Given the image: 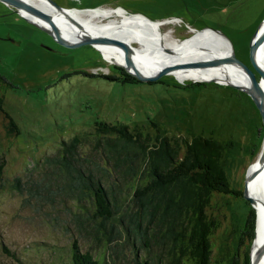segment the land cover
<instances>
[{"label": "rangeland", "instance_id": "rangeland-1", "mask_svg": "<svg viewBox=\"0 0 264 264\" xmlns=\"http://www.w3.org/2000/svg\"><path fill=\"white\" fill-rule=\"evenodd\" d=\"M51 1L61 9L120 7L150 20H164L160 28L170 31L175 40L203 28L218 31L229 40L235 57L254 70L249 41L264 20V0ZM91 38L58 40L0 0V72L14 84L6 88L2 105L19 129L11 143L0 145V151L5 150L0 178V264H20L5 248L22 264H70L71 237L64 228L70 220H55L54 210L39 206L34 198L26 200L13 187L14 178L20 177L26 194L28 175H36L43 158L53 155L62 140L97 122L131 127L153 120L162 132L180 139L213 138L223 145L222 170L232 188L247 185L248 168L262 147L264 126L244 89L213 79L180 81L172 72L138 79L124 65L106 60ZM222 195L216 205L222 211L217 234L229 250H235L230 254L235 253L236 259H228V246L223 244V255L211 258L210 264H244L246 252L250 263L254 237L246 251L243 218L249 205L257 227V210L244 196L231 202V196ZM79 243L82 250L90 246L82 239ZM92 252L99 254L95 247Z\"/></svg>", "mask_w": 264, "mask_h": 264}, {"label": "trees", "instance_id": "trees-1", "mask_svg": "<svg viewBox=\"0 0 264 264\" xmlns=\"http://www.w3.org/2000/svg\"><path fill=\"white\" fill-rule=\"evenodd\" d=\"M7 87L14 84L0 72V145L19 134L2 105ZM222 151L213 138L180 139L162 132L153 120L131 127L97 122L43 158L36 175H28L26 194L19 176L13 187L26 200L34 198L54 210L55 220H70L64 226L71 237L70 264H210L223 255V244L228 259H236L230 254L235 250L217 234L218 200L222 194L231 196V202L243 198V189H233L222 170ZM4 152L2 148L0 178ZM248 206L243 218L246 251L255 227ZM79 239L89 243L88 249L82 250ZM94 247L99 254L92 252ZM248 262L246 252L244 264Z\"/></svg>", "mask_w": 264, "mask_h": 264}, {"label": "bare ground", "instance_id": "bare-ground-1", "mask_svg": "<svg viewBox=\"0 0 264 264\" xmlns=\"http://www.w3.org/2000/svg\"><path fill=\"white\" fill-rule=\"evenodd\" d=\"M23 1L49 15L61 36L69 41L77 42L83 36H93L125 43L130 48L129 57L133 67L145 76L153 75L163 67H169L168 72H172L180 81L213 79L242 87L249 83L241 66L223 60L231 56L233 50L229 40L218 31L203 28L184 39L175 40L170 37V31L165 32L160 28L159 24L164 20H150L140 14L127 13L120 7H97L91 10L58 9L48 0ZM17 10L29 21L43 28L50 27L48 21L27 9L20 7ZM95 45L106 60L126 65L125 54L116 43L106 41L96 42ZM263 58L264 45L258 50L259 63L262 64ZM260 84L264 89V81ZM248 171L250 177L246 189L257 201L255 207L258 213L250 264H264L263 147Z\"/></svg>", "mask_w": 264, "mask_h": 264}, {"label": "water", "instance_id": "water-1", "mask_svg": "<svg viewBox=\"0 0 264 264\" xmlns=\"http://www.w3.org/2000/svg\"><path fill=\"white\" fill-rule=\"evenodd\" d=\"M2 1L7 3L8 5L12 6L13 8H16V10L21 7V8H25L28 11L40 16L44 20L48 21L50 24L49 28H44V29H46L53 36L57 37L58 40L64 39L61 36V34L59 33L57 26H55L53 24V22L51 21V18L49 15H47L44 12L36 9L33 6L27 4L23 0H2ZM48 1L51 4H54L51 0H48ZM58 9H61V8L58 7ZM263 22H264V20H263ZM263 22L257 27V29L255 30L253 36L251 37V39L249 41V59H250V63L252 64L254 70L249 68L242 61L238 60L235 57L234 53H232L231 56L224 58L223 60L231 62L233 64H237V65L241 66V68L245 71L247 78H248V82H249L248 85L242 87V86L234 84V83H229V84H231L235 87H238L240 89L241 88L244 89V91H246L250 95V97L253 99V101H254V103H255V105H256L259 113H260L262 125L264 126V89L260 84L261 81H264V58H263L262 64L259 63V61L257 59L258 50L260 47H262L264 45V24H263ZM90 40L94 43L108 41V42H114L117 45H119L125 54V58H126V65H124L125 69L129 73L136 76L138 79L157 78L162 73L168 72L170 70L169 67H163V68L157 70L155 74L145 76V75L141 74L136 68L133 67V62L129 57L130 48L125 43H122L121 41L105 38V37H93ZM214 62L216 63V62H218V60L214 61ZM256 73L259 76H257ZM262 145H263L262 147L264 148V137H263ZM247 177H248V175L246 176V179H247ZM243 196L247 200H249L255 207V204L257 201L255 200V198H253L252 196H250L248 194L247 189H246V182H245V187L243 189Z\"/></svg>", "mask_w": 264, "mask_h": 264}]
</instances>
